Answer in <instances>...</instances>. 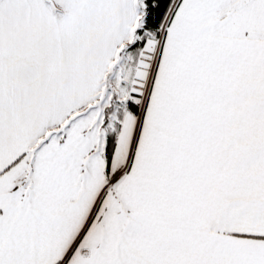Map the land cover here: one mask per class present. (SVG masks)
Listing matches in <instances>:
<instances>
[{"label":"snow or ice","instance_id":"obj_1","mask_svg":"<svg viewBox=\"0 0 264 264\" xmlns=\"http://www.w3.org/2000/svg\"><path fill=\"white\" fill-rule=\"evenodd\" d=\"M0 264H264V0H0Z\"/></svg>","mask_w":264,"mask_h":264}]
</instances>
